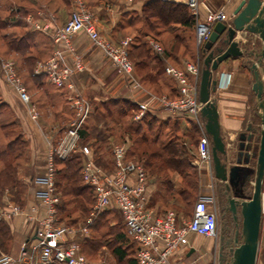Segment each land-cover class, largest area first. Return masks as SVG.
Masks as SVG:
<instances>
[{
	"label": "built area",
	"instance_id": "1",
	"mask_svg": "<svg viewBox=\"0 0 264 264\" xmlns=\"http://www.w3.org/2000/svg\"><path fill=\"white\" fill-rule=\"evenodd\" d=\"M138 1L143 0H119L117 4L107 3L105 8L109 11L116 7L118 10L120 2L129 8ZM169 1L182 3L190 8L195 18V40L204 51L215 22L230 25L232 14L223 7H209L204 0ZM70 4L68 16L62 23L55 22V15L44 10L28 12L23 16L31 27L49 36L54 46L47 58L36 62L34 72L43 73L49 82L71 90L68 100L74 115L57 143L48 146L44 170L32 177L31 191L26 201L19 204L6 197L0 202V222L10 223L15 217H20L26 226V237L17 253L13 255L0 252V264H94L80 250L76 236L87 237L88 226L96 215L111 205L120 213L124 233L136 243L137 264H169L171 252L180 245H186L190 234L217 236L218 216L214 194L211 192L198 196L188 218L179 219L178 216L182 215L173 209L158 214L149 205V176L142 163L127 157L126 141L113 144L110 168L95 163L89 147L79 144V129L89 117L91 103L75 88L74 76L84 69V61L72 43L73 35L79 32L85 34L92 46L104 55L123 80L135 88L139 87V83L134 77V65L127 52L130 38L126 36L118 41L107 38L97 28L95 15L90 7L82 0H70ZM200 5L203 6V12ZM253 41L249 39L250 43ZM148 43L154 52L163 55L164 49L160 43L152 38H148ZM66 54L71 56L70 60H67ZM196 71L197 68L190 63H186L184 68L166 64L164 72L174 81L176 96L150 93L143 99H136L131 93L130 98L138 108L134 112L135 119L161 107L173 116L194 121L200 129V138L196 143L198 159L211 170V143L204 128L205 120L201 116L203 103L198 95L200 75L196 82ZM189 75L193 76L192 81ZM0 77L17 89L22 102H29V96L16 74L12 60L0 58ZM28 111L31 118L37 117L35 106L29 105ZM76 151L82 154L80 177L84 184L92 188L93 196L92 211L85 218V224L78 228L63 223L57 214L61 193L56 185L54 166L55 157L64 159Z\"/></svg>",
	"mask_w": 264,
	"mask_h": 264
},
{
	"label": "crops",
	"instance_id": "2",
	"mask_svg": "<svg viewBox=\"0 0 264 264\" xmlns=\"http://www.w3.org/2000/svg\"><path fill=\"white\" fill-rule=\"evenodd\" d=\"M113 1V0H112ZM119 1V0H118ZM205 3L212 8L223 7L229 14H232L233 9L239 2V0H204ZM51 12L55 15V22L62 23L68 16L71 6L67 0H53L48 1ZM40 3H43L40 0ZM110 2H102V0H96L89 4L95 15V23L99 31L107 38L115 40L122 36L117 29V23L119 20V10L115 7L112 10H106L105 5ZM115 1L111 2L114 4ZM142 1L136 2L132 8L140 10ZM203 6L200 5V10ZM179 23H173L172 27L178 29ZM29 30L28 25L8 26L7 29ZM244 33L238 31L235 37L240 42L242 48L247 49L250 45L249 40L246 45L242 44ZM254 37L255 35L250 34ZM126 37V36H123ZM121 37V38H123ZM131 39V35L128 36ZM248 37V35H247ZM257 45L260 46V40L257 36ZM72 43L84 61V69L78 72L74 76V84L77 91L82 96L88 99L103 100L102 97L106 94L116 97L118 95H124L129 99L131 93H134V98L143 99L142 95L135 87H132L126 80H123L111 67L108 60L104 55L95 47L85 34L82 32L76 33L72 37ZM217 42L214 48L220 46ZM54 47L50 38L40 36L38 33H34L32 36V44L30 47L31 54L36 59L32 66V71L27 69L24 65H21L20 72L27 76L23 80V87L28 92L29 102L23 103L19 99L16 90L5 83L0 78V97L7 106L4 111H9L7 121L14 120L16 125L11 126L17 130V134H21L22 138L27 142L26 156L22 160L23 164L17 163V169L21 170L24 166L25 173H22V181L28 184L29 194L31 191V179L34 175L40 174L44 170V161L46 151L49 145H55L60 136L64 132V129L72 119L73 108L68 100V95L71 93L70 89L65 87H58L49 82L43 73H35L34 66L37 61L47 58L50 48ZM223 46H226L223 44ZM67 60H70L71 56L66 54ZM241 57L244 61V67L240 68L237 58ZM229 57L218 63L217 69L213 70L212 78L215 80L214 90L210 95L216 103L218 112V122L220 126V132L225 142L226 153L221 157L223 161L227 163V166L232 164H245L253 166L255 163V156L250 157L246 164L242 159L238 162L240 157L238 151L239 137L241 132L247 133V126L249 123L257 125L259 118L255 113V100L250 103L251 96V83L252 74L248 66V57L238 56ZM171 64L169 58L165 59L164 66ZM134 77L138 78L137 73H134ZM162 75L169 78L172 83L174 82L171 77L164 72ZM140 78V77H139ZM145 80L148 88L151 89L152 83ZM140 85V84H139ZM175 86V83H173ZM168 85L160 84L161 91H167ZM253 92V91H252ZM254 93V92H253ZM252 93V94H253ZM105 94V95H104ZM255 97V94L253 95ZM135 105V101L131 100ZM30 104H33L37 110V117L31 118L28 111ZM137 106V105H136ZM157 119H170L177 118L180 120V127L187 123V118L173 116L168 110L158 107L155 110L146 112ZM187 125V124H186ZM256 145L254 150H256ZM256 152V151H254ZM197 153V152H196ZM190 163L195 166L199 171L198 189L196 191L195 200L198 196L214 192L215 189L221 187L223 184L214 176L213 168L207 169L206 164L198 159V154L195 158L191 159ZM174 177L171 178L172 183L176 184L177 173L174 172ZM252 180V177H251ZM160 184V183H159ZM161 185V184H160ZM245 193L249 194L251 191V181L247 185ZM162 187V186H161ZM160 187V190H161ZM157 191V182L149 176L147 185V193L149 198V205L155 209L158 214H163L169 207H163L155 196ZM262 212L260 218V227L258 235V251L256 264L259 262L261 251L264 252V174L262 180ZM177 212V211H176ZM181 215L179 212H177ZM190 216V215H189ZM189 216H178V218H188ZM228 216H218V230L223 228L225 236L231 235V230L227 228ZM9 229L10 237L5 239L0 235V252L9 253L15 255L20 247L21 242L26 237V226L22 223L20 217H15L10 223H6ZM227 228V229H226ZM219 248L218 236L210 237L200 234H190L189 240L186 245H180L175 248L169 255V264H219L217 262V250Z\"/></svg>",
	"mask_w": 264,
	"mask_h": 264
},
{
	"label": "trees",
	"instance_id": "3",
	"mask_svg": "<svg viewBox=\"0 0 264 264\" xmlns=\"http://www.w3.org/2000/svg\"><path fill=\"white\" fill-rule=\"evenodd\" d=\"M105 2H112V0H104ZM88 7L90 5L85 2ZM120 5L118 7L124 6L126 10L120 12V18L117 23V29L120 34H124L127 32L128 28L132 27L136 22H138V19H135L131 16H126L128 11H137L132 7L125 6L123 2L119 3ZM30 7H26L25 4L23 5H15L9 6V23L12 24H6L8 22H2L0 23V30L5 31L2 32V39L6 40V43L4 42L3 45L6 47L7 52H15L18 57H20V65H18L19 70L21 65H24L32 71V66L34 64V60L36 57L31 54V44H32V36L34 33H38L40 36H45L50 38L49 36L45 35L41 31L34 29L33 27H29V30H22V28L18 29H8V26L16 25V26H24L26 23L23 19V16L28 13L32 12L35 13L37 10H44L47 12H51L52 10L49 8L47 4L40 3L39 0H35L34 2L30 3ZM160 6H167L170 8L171 14L168 15V17H163L161 15V11H158L157 8ZM188 6L182 3H177L169 0H143L140 8V13L143 14L142 23L147 26L148 28L152 29V26L150 25L151 18L153 17H159L161 18L162 24L164 25L165 29H170V32L175 31L174 33V39L180 40L182 39V36L178 34L179 27H191L192 26V17L190 16L188 12ZM131 9V10H130ZM7 10V9H5ZM131 13V12H130ZM134 15L137 14L133 12ZM139 13V14H140ZM137 14V15H139ZM12 19V20H11ZM194 23H195V18ZM173 23H179L178 29L175 27H172ZM159 31V30H158ZM156 31V34H159L160 32ZM146 33V32H145ZM12 34L11 38L7 39L6 35ZM145 35V34H143ZM137 37V36H136ZM148 36L147 40H134V38L131 37L127 52L129 55V58L132 59L134 66L139 67H146L148 68L149 72H146L144 74L143 79H147L148 73H152V77L148 78L152 84L155 90L159 91V93H166L170 97H174L177 94L176 88L173 85L172 81H169V84L167 83V80L162 75L163 73V67H164V61L168 58L167 50L163 47L164 53L163 55H160L153 51L151 46L148 43ZM112 40V39H111ZM118 41V40H114ZM147 44L149 46H147ZM53 47L51 46L50 51L48 53V56L51 54ZM207 53V52H206ZM206 53L202 55V59L206 56ZM47 56V57H48ZM204 66V65H203ZM203 68V67H202ZM201 68V69H202ZM18 70V69H17ZM201 72V71H200ZM1 78V77H0ZM172 79V78H171ZM166 80V81H165ZM160 84H166L168 85L167 91H161L160 90ZM92 99V98H91ZM91 99H89L90 103L93 105V102ZM118 102L126 103L128 106V110L135 109L136 105L126 98L118 100V98H108L104 100H100L99 106H91V112L89 114V117L86 119L82 127L79 129V144H82L84 142L90 141V139L94 140L95 144H100L103 140V135L99 134L96 136H93L88 132V121L89 118L92 116L93 112H97V114L101 116H113V112H115V107ZM112 105V106H111ZM7 106V103L2 100L0 97V113L5 109ZM113 107V108H112ZM123 113H125L124 108H120ZM99 111V112H98ZM72 117L74 115V111L72 110ZM148 116V120L144 121V124L146 126L147 131L149 132L148 135L142 134V136L136 137L134 139V144H137L138 141H141L142 143H146V147L143 148L141 152V158L144 157V169L147 172L148 176H152L153 174H161L162 173H173L176 172L177 176L179 177L178 180H176V184L174 185L171 180V176L165 175L163 180V184L167 186H173L177 188V192L179 194H185L187 196L190 195L191 190L195 192L198 189V181H199V171L198 169L193 166L190 163V157L187 154L188 148L187 144L182 137H187L191 135L192 132L199 131L198 126L191 120V119H184L187 121V125L184 124V126L180 127V120L177 118L170 120V119H157L154 116H151L150 114H146ZM7 120H1L0 121V130L4 131L5 128L16 125V121H8ZM16 123V124H15ZM133 130V134L137 135L141 130V124H137L136 127L131 128ZM154 129V130H153ZM0 131V197L2 195V189L5 185H7L11 181H19L18 177H15L16 175V168L17 164L13 162L15 160L17 163L25 159V152L27 148V142L24 140L21 136V134H16L13 137H11L9 140L4 141L5 135L2 134ZM106 131V129H105ZM193 134V133H192ZM182 135V136H180ZM89 143V142H88ZM99 146H97V149ZM257 150V148H256ZM254 150V151H256ZM223 156V155H222ZM221 156V157H222ZM127 157L131 158L132 154L129 152V147L127 149ZM12 159V160H11ZM97 161V159H96ZM107 163H109L107 161ZM103 164V165H107ZM82 164V154L79 151L70 153L67 157L64 159H60L55 157L54 159V166H55V175H56V185L58 190L61 193V200L57 205V214H61L62 212H66L67 217H69V213L67 207L68 205L72 204L73 202L78 203L80 208L84 210L83 203L79 200H76L79 197H90L91 201L93 203V196H92V188L84 184L81 177H80V168ZM111 166V163H109ZM108 165L107 168H110ZM16 167V168H15ZM15 168V169H14ZM191 179H193V184H191ZM22 183V182H21ZM197 188V189H196ZM20 190H16V200L20 199ZM70 196L73 197V199H67L65 197ZM73 200V201H72ZM112 210L118 209L115 206H109L99 212L97 216L94 218L93 222L97 220V218L101 214H106ZM120 214V213H119ZM102 217V216H101ZM121 217V216H120ZM100 219V218H99ZM123 225V223H122ZM91 226V225H90ZM92 228V227H91ZM0 235L2 238H9V229L7 227V224H4V222H0ZM125 239V244L118 245L112 248L113 254L116 256L118 260H123L126 257H129V264H137L136 258H135V251H136V243L129 239L124 231L122 230L121 238ZM127 250H130L131 253H128ZM130 255V256H129Z\"/></svg>",
	"mask_w": 264,
	"mask_h": 264
},
{
	"label": "rangeland",
	"instance_id": "4",
	"mask_svg": "<svg viewBox=\"0 0 264 264\" xmlns=\"http://www.w3.org/2000/svg\"><path fill=\"white\" fill-rule=\"evenodd\" d=\"M34 1L35 0H0V23L2 24V22H8L6 24H12V23H9L10 21L9 11H8L9 6H12L13 4L18 5V6L25 4L26 7H30L31 6L30 3ZM41 1L43 2V4H47L49 6V2H48L49 0H41ZM50 1H53V0H50ZM67 1H68V4L71 6L70 0H67ZM82 1L84 3L86 2L88 4H91L95 2L96 0H82ZM113 1H115L116 4L119 2L118 0H113ZM102 2H104V0H102ZM187 8H188V12L190 16L192 17V26L188 28V27H182L180 25L181 27H179L180 29L178 30V34L182 36V39H181L182 42H180V40L174 39L173 35L175 31L172 30L173 33H171L170 29L168 30L165 29L164 25L162 24L161 18L159 17L151 18L150 25L152 26V29L145 26L142 23L143 14L140 13L141 11L137 9H135L137 11H133V12L137 14L140 13L139 15L137 14L134 15L132 11H128L127 12L128 14L126 16L134 17L135 19H138L139 21L136 22L132 27L128 28L127 32L122 34L121 37L131 35L132 38H134V40L142 41V40H147V36H148L149 38L156 40L158 43H160L162 47L166 48L167 50L166 55H168L169 62H171L173 66L184 68L186 63H190L192 66L197 68L196 75H195V79L197 82V79L200 75L201 68L203 67L202 55L206 53V50L204 51L201 48V46L197 45L196 43L195 31H194V19H193L194 17L191 14L190 8L189 7ZM157 9L158 11H161L160 13L163 17H168V15H170L172 12L170 11V8L167 6H160ZM118 10L119 12H122L126 10V8L124 6H121V7H118ZM203 10L204 9L201 8V12H203ZM120 17L121 16L119 13V18ZM25 23H26L25 25H28L29 27H31V25L27 23L26 21ZM156 31L160 33L156 34ZM2 32H5V31L0 30V58L9 59L13 61L16 74L18 75L21 82L23 83V80L25 79L27 75L24 73L22 74L19 71L18 65H20V57H18V55L15 52L5 51L6 47L3 45V43L4 42L6 43V40L2 39V34H3ZM6 36L8 39L12 37V34H9ZM121 37L117 38L116 40H119ZM250 37L251 39L256 40L255 36L254 37L250 36ZM147 46L149 45L147 44ZM237 60H238L240 68L242 67V68L247 69L246 67H244L245 64L241 57H238ZM133 69H134V73H137V75L140 78H143L144 74H146V72H149L148 68L142 67V66L141 67L134 66ZM150 76L152 77V73H148L146 78L148 79L150 78ZM189 76H190V80L192 81L193 76L192 77L191 75ZM139 77L138 78L136 77V80L140 84L139 87L136 89L142 95L144 94V96L146 97L150 93L155 94V95L161 94L159 93V91L154 89L153 85L151 89L148 88L145 83V80H142V79L140 80ZM165 79L167 80V83L169 84L170 79L167 77H165ZM252 81H253V77H252ZM12 87L16 90L18 94L17 89L14 86ZM252 93L253 92L251 91L250 103L251 102L253 103V101L255 100V97L253 96L254 93L253 94ZM108 98H118V100H120L125 97L122 94L116 97H112V95L106 94L104 98L102 97L103 100L108 99ZM128 100H132V99L129 97ZM99 102H100L99 99L95 100L93 102V105L91 104V106L93 107L99 106L100 104ZM30 105H33V104H30ZM116 106L117 107L114 106V108L116 109H115V112H113L112 114L113 116L103 117L97 114V112H93L92 116L89 118L88 132H90V134H92L93 136L102 134L104 136L102 142L100 144H95L94 140L90 139V141H88L89 143L84 142L82 144L87 145L89 147L91 158L93 159L95 163L107 168L109 163H111V151H112L113 144L117 142L126 141L129 147V152L130 154H132L131 158H134L135 160L143 164L144 157L141 158L142 156L141 152L143 148H145L147 145L146 143H142L141 141H138L137 144H134V139L136 137L142 136V134L144 135L149 134L144 124V121L148 120V116L146 115L147 113H143L140 119H135L134 112L138 111L137 106L135 107V109H132V110H128V107H127L128 105L123 102H118ZM121 107L124 108L125 110L127 109L125 113H123V111L120 110ZM7 116H9V111L6 110L2 113V115H0V121L5 120V119L7 120ZM137 124H141V130L137 135H135L133 134V130L131 128L136 127ZM182 124H186V123L183 122ZM198 130L199 131H197V133L192 132L193 134L191 133L190 137L189 136H187L186 138L182 137V139H184L187 144V148H188L187 154L190 157V161L191 159L195 158L196 155L198 154L196 153L197 152L196 143L198 142L200 138V129L198 128ZM1 132L2 134L5 135L4 141L9 140L11 137L17 134V130L14 127L12 128L11 126L5 128L4 131H1ZM97 146H99L98 149H97ZM256 148H257V145H256ZM107 161L109 163H107ZM13 162L17 164L15 160H13ZM21 163L23 164V161H21ZM106 163L107 165H103ZM21 167H22L21 170L15 167L16 175H14L15 177L19 178L20 182L17 180L16 181L14 180V181L9 182L7 185H5L4 188L2 189V195L0 197V202L5 200L7 197L9 200H13L20 204V203H24L26 199L29 197L30 194H29L28 184L26 182H23L21 178L22 173H25L24 166L22 165ZM165 175L171 176L170 178H173L175 176L173 173H168V172L166 174L162 173V175L153 174L152 176H150L152 179H155L157 182V191H156L157 195L155 196V198L160 204L163 205V207L167 206L169 207V209H173L179 212L183 216H189L192 211L193 204L195 202V192L191 190L190 195L187 194L186 196L185 194H179L177 192L178 189L173 186L169 185L166 187L163 184V180H162V178H164ZM178 179L179 177L177 176L176 180ZM192 181L193 179H191V184H193ZM160 187H161V190H160ZM16 190H20L19 200L15 199ZM65 198L73 199V197H70V196H67ZM76 200H79L83 203V206L85 207L84 210L80 208L78 203L73 202L72 204L68 205L66 209L68 210L69 217H67L65 211L62 212L61 214H58V216L63 223L69 224L75 228H78L79 226H83L85 224V218L90 215L92 211V201L89 196L82 197V198L79 197ZM4 224H6V222H4ZM90 225L88 226L89 228L87 230V233H88L87 237L82 238L80 235L76 236L77 242L79 243V246H80V250L94 264H129V257H126L123 260H118L112 252L113 247L118 246L120 244L123 245V243L125 244L126 242L124 237L121 238L123 225H122V219L120 217L119 212H117L116 210H112L106 214L105 213L101 214L97 218V220L94 222L92 221ZM127 252L131 253L130 250H127ZM263 262H264V252L261 251L258 264H262Z\"/></svg>",
	"mask_w": 264,
	"mask_h": 264
},
{
	"label": "water",
	"instance_id": "5",
	"mask_svg": "<svg viewBox=\"0 0 264 264\" xmlns=\"http://www.w3.org/2000/svg\"><path fill=\"white\" fill-rule=\"evenodd\" d=\"M238 31L244 33L242 44L246 45L249 40L247 35L252 34L259 38L260 46L250 51L242 48L235 39ZM217 42L221 45L214 48ZM204 48L207 53L203 59L198 91L199 100L203 103L201 116L210 137L213 173L223 184L227 208L233 215L230 220L234 222L227 225L231 230L227 241L219 243V251L226 247L224 261L219 264H256L264 174V0H239L232 11L230 25L215 22ZM238 56L248 57V68L253 77L251 89L255 94V113L259 118L257 125L249 123L247 133L238 135V162L242 159L247 164L250 157L255 156L253 166L237 163L227 166L221 159L226 153V146L220 132L216 103L210 95L215 87L212 73L218 63ZM254 140L257 150L250 153ZM250 181L251 191L246 194ZM237 213L239 216H236Z\"/></svg>",
	"mask_w": 264,
	"mask_h": 264
},
{
	"label": "flooded vegetation",
	"instance_id": "6",
	"mask_svg": "<svg viewBox=\"0 0 264 264\" xmlns=\"http://www.w3.org/2000/svg\"><path fill=\"white\" fill-rule=\"evenodd\" d=\"M250 45L248 46V48L246 49L247 51H250L252 49H256L259 46L257 45V41L254 40L253 43H249ZM252 146L250 148V153L254 152V148H255V144H256V140L252 141ZM248 187V186H247ZM224 191V187H218L217 189H215V191L213 192L214 197H215V208H216V213L217 216H228L229 219L227 221L228 225L230 224H234V222L232 220H230V216H233L232 213L228 210L227 208V202L225 199V195L223 194ZM236 216H239L238 213ZM227 229V228H226ZM217 236H218V242L223 244L225 241H227V237L224 234L223 228L221 231L217 230ZM217 262L222 263V261H224V257L226 254V247L223 246L222 250L219 251V248L217 250Z\"/></svg>",
	"mask_w": 264,
	"mask_h": 264
}]
</instances>
